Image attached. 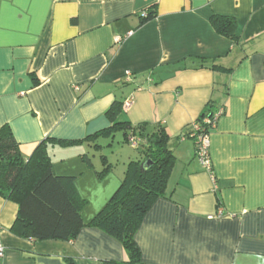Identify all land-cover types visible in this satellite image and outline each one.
<instances>
[{
  "label": "crops",
  "instance_id": "0c3cea01",
  "mask_svg": "<svg viewBox=\"0 0 264 264\" xmlns=\"http://www.w3.org/2000/svg\"><path fill=\"white\" fill-rule=\"evenodd\" d=\"M213 17L234 19L237 40ZM116 102L118 121L164 128L174 154L166 196L134 236L143 263L264 264V0H0V129L26 159L47 138L75 142L51 150L52 168L74 178L86 225L142 158L122 130L103 135ZM208 108L222 112L209 136L215 180L181 138ZM18 214L0 196V264L129 259L97 227L70 241L23 238Z\"/></svg>",
  "mask_w": 264,
  "mask_h": 264
},
{
  "label": "trees",
  "instance_id": "16d2710c",
  "mask_svg": "<svg viewBox=\"0 0 264 264\" xmlns=\"http://www.w3.org/2000/svg\"><path fill=\"white\" fill-rule=\"evenodd\" d=\"M145 16L146 20L153 19L156 13L146 12ZM212 24L221 35L237 40L234 19L213 17ZM206 65L204 63L202 67ZM120 109L116 102L108 111L107 116L113 126L103 135L112 136L120 129L124 132L125 141L129 142L130 138L139 140L136 147L142 158L129 163L119 189L89 225L84 223L80 213L84 201L76 192L74 178L56 176L52 168L51 150L56 145L71 146L75 142L47 138L26 159L10 127L0 129V196L19 205L16 227L23 238L34 242L70 241L83 227H97L122 242L129 257L124 262L108 261L105 264H144L134 236L153 202L166 196L174 154L164 128L146 132L143 126L132 127L129 122L118 121ZM214 114L208 108L197 121L202 131L192 136L194 129L191 127L181 138L191 139L196 147L199 135L210 136L211 129L204 120ZM102 158L105 167L98 172L101 178L111 170L106 157L103 155ZM84 161L92 165L89 156L84 157ZM147 161L153 164L143 172L141 167Z\"/></svg>",
  "mask_w": 264,
  "mask_h": 264
},
{
  "label": "built area",
  "instance_id": "2783aa9c",
  "mask_svg": "<svg viewBox=\"0 0 264 264\" xmlns=\"http://www.w3.org/2000/svg\"><path fill=\"white\" fill-rule=\"evenodd\" d=\"M131 35V34H130ZM222 115L221 113L218 114H214V116L212 118H205L204 122L211 128L215 127L220 116ZM192 128L194 129V134L192 136H195V134H199L200 131H202V127L201 125L196 122L193 124ZM207 134H201L197 137V141H196V147H197V157L199 158L200 162L202 163V165L205 166V168L208 170V173L210 174L211 178L213 180H215L214 177V173L212 171V167H211V160H210V155H209V137ZM129 142L134 145L137 146V144L140 142L139 140L130 138ZM1 230V228H0ZM0 256H4V249L0 244Z\"/></svg>",
  "mask_w": 264,
  "mask_h": 264
},
{
  "label": "rangeland",
  "instance_id": "374dc122",
  "mask_svg": "<svg viewBox=\"0 0 264 264\" xmlns=\"http://www.w3.org/2000/svg\"><path fill=\"white\" fill-rule=\"evenodd\" d=\"M122 139H123V135L122 134H117L116 137H115V139H114V142H115L116 146L115 147H112L113 150H111V148H105L103 152H105L106 155H109L110 152H113L119 146L117 142L122 141ZM110 142H112V140ZM123 148H125V150L127 152L132 153V154H134V153H136V154L140 153V151H136V150L131 149V148L126 147V146L125 147L123 146Z\"/></svg>",
  "mask_w": 264,
  "mask_h": 264
},
{
  "label": "water",
  "instance_id": "95a60500",
  "mask_svg": "<svg viewBox=\"0 0 264 264\" xmlns=\"http://www.w3.org/2000/svg\"><path fill=\"white\" fill-rule=\"evenodd\" d=\"M152 162L151 161H147L145 162L142 167H141V170L144 172L145 170L149 169L151 166H152Z\"/></svg>",
  "mask_w": 264,
  "mask_h": 264
}]
</instances>
